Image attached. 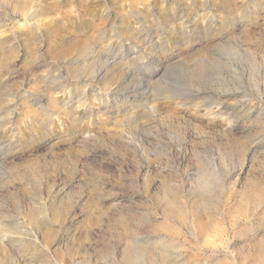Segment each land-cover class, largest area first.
<instances>
[{
    "label": "rangeland",
    "instance_id": "1",
    "mask_svg": "<svg viewBox=\"0 0 264 264\" xmlns=\"http://www.w3.org/2000/svg\"><path fill=\"white\" fill-rule=\"evenodd\" d=\"M0 116V264H264V0H0Z\"/></svg>",
    "mask_w": 264,
    "mask_h": 264
},
{
    "label": "bare ground",
    "instance_id": "2",
    "mask_svg": "<svg viewBox=\"0 0 264 264\" xmlns=\"http://www.w3.org/2000/svg\"><path fill=\"white\" fill-rule=\"evenodd\" d=\"M142 46V45H141ZM102 67H99V69H97L94 73H93V77L92 79L93 80H100L101 78V75L104 74V72L106 71L107 73L110 72L112 70V65H110L109 63H104V64H101ZM160 73V71H157V75ZM105 75V74H104ZM106 79V78H105ZM98 82V81H97ZM96 86V85H95ZM134 89V88H133ZM58 90V89H56ZM149 93V91H148ZM220 105V104H219ZM1 117V116H0ZM6 125V124H5ZM257 190V189H256ZM259 194V193H258ZM247 196V195H246ZM255 198H258V197H255ZM261 198V197H260ZM251 199V198H250ZM253 199V198H252ZM253 201V200H252ZM259 202V201H258ZM175 204V203H174ZM255 205V204H254ZM176 206V205H175ZM178 208V207H177ZM180 219H181V215L178 216ZM3 231L5 230V233L2 234V238L0 240V246L2 248H5L6 251H7V255L11 252V250L9 249L10 246H12L11 244H13L11 241L15 242V241H18L16 240L13 235H8L10 234L11 231L8 230V228H2ZM21 241V240H20ZM19 241V242H20ZM10 255V254H9Z\"/></svg>",
    "mask_w": 264,
    "mask_h": 264
}]
</instances>
